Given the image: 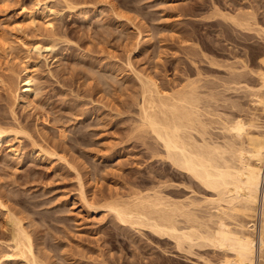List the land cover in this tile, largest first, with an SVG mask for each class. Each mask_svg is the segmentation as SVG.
I'll return each mask as SVG.
<instances>
[{
    "label": "rangeland",
    "instance_id": "1",
    "mask_svg": "<svg viewBox=\"0 0 264 264\" xmlns=\"http://www.w3.org/2000/svg\"><path fill=\"white\" fill-rule=\"evenodd\" d=\"M262 61L264 0H0V264H31L14 250V218L40 264H235L232 252L121 222L110 205L184 203L187 213L170 214L180 229L213 231L217 196L173 165L145 125V110L173 115L144 102L143 83L183 106L193 143L250 147L225 126L264 127ZM256 215L226 222L260 223Z\"/></svg>",
    "mask_w": 264,
    "mask_h": 264
},
{
    "label": "bare ground",
    "instance_id": "2",
    "mask_svg": "<svg viewBox=\"0 0 264 264\" xmlns=\"http://www.w3.org/2000/svg\"><path fill=\"white\" fill-rule=\"evenodd\" d=\"M30 14L29 16L31 21L36 23L37 20H39L37 19L39 16L36 17L34 15L36 13L33 14V12L32 15ZM234 18L236 19L238 17ZM234 18L231 16V20L233 19L232 21H235L236 23L237 20ZM240 23L239 25H243V23ZM1 41H3V39ZM36 49L38 51L43 49L48 52L52 50V47L38 46ZM262 62L264 63V61ZM23 71L25 75V95L27 99L30 100L34 95L35 78L33 77L30 68L26 67ZM258 75L261 81L260 88L264 89V71H261ZM153 81L150 79L146 83H143L145 86V89L143 88L144 102L147 103L148 106L150 104V106L153 108L164 107L165 110L170 109L169 111L171 112V115H173V119H167L168 117L166 118L165 114L163 119L162 117L160 118L158 114L145 110L143 121L145 125L148 126L154 133L157 140L161 141L163 147L165 148L166 156L171 160L173 165L182 171L189 173L203 186L215 192L217 199L212 201L217 203L216 206H214L215 210L217 211V214L215 215L217 217V221H215L216 227L213 231H210L209 229V231H200V229H198L199 227L180 229L171 217L173 216L174 218L175 214L183 215L186 212L185 210L188 208L187 204L185 205L184 203L170 202L164 198H157L154 200H150L151 198H149V200H145L146 203L145 201L140 202L143 205H140V203L138 205L136 204V208L133 205V207L130 208L128 206V208L126 206L123 208L120 205L117 206L118 204L115 206L110 205L112 206L110 208L117 214L121 222L130 220V222H136L137 225L139 224V226L146 225L153 232L159 235L173 237L177 241L178 245H180L183 241L193 243L194 241H201L200 243H206L224 252H232L235 256V261H232H234L235 264H264V166H261V161L264 158V132L261 131H264L262 130L264 127H258L261 129L259 130L260 132L258 134H251L248 132V126L243 123L242 119L225 126V129L228 132L232 134L234 133L233 139L236 138L243 140L244 137H247L250 147L244 146L243 143L237 145L234 142H231V145L226 146L219 145L217 143L212 145L209 144V142L206 141L207 139L205 140L204 138L203 143L201 144L193 143L190 141L192 140L191 137H185L186 134L183 130L184 127L180 123L185 116L189 115H187L184 110L181 112L183 106L181 108L177 107V103V105H172L169 107V105H167L168 103H165L166 98H164L165 102L162 100L164 95L158 89L156 82ZM0 83L3 84L4 81H1L0 79ZM154 94L160 98L158 102L156 101L157 97L154 99ZM19 98L20 96H18V100H20ZM180 100L185 102V98ZM175 101L177 102V100ZM257 102L258 104H261L264 109V95L262 97L260 96ZM145 109H147V107H145ZM186 119L187 117L185 120ZM187 120V125H189L188 122H190L189 120L192 119ZM182 123H185V121ZM183 125L185 126V124ZM250 125L255 127V124H251V122ZM192 127L194 128V126ZM5 132L6 130L0 127V143L3 141L4 136L8 135L5 134ZM227 153L231 154L229 159L226 157ZM248 158L249 160L254 159L256 163H249V160H247ZM147 202L149 204H147ZM223 203L225 204V207L223 206ZM139 205L142 207H139ZM165 208L172 209L168 210ZM190 208L191 207H189L187 210H190ZM156 213H158L159 216L156 217L154 215ZM170 214L174 215L171 216ZM234 214H242L247 218H254V216L257 214L261 215L262 219L260 223L254 222L253 219H250L246 222H240L235 225L236 228L234 229L226 222L227 218L233 219ZM254 219L257 220L256 217ZM208 220H212V217ZM13 222L15 230L12 240L15 244L14 250L18 251L17 255H20L22 258L30 261L31 264H40L36 257L33 258L35 254L32 249V239L30 234L24 228L25 226L23 225V220L21 218H14ZM202 224L203 223L199 225ZM207 224H204L203 226L208 227ZM8 257L11 258L13 255H8Z\"/></svg>",
    "mask_w": 264,
    "mask_h": 264
}]
</instances>
